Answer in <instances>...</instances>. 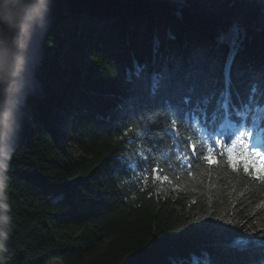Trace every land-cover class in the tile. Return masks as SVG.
Wrapping results in <instances>:
<instances>
[{
	"label": "trees",
	"instance_id": "1",
	"mask_svg": "<svg viewBox=\"0 0 264 264\" xmlns=\"http://www.w3.org/2000/svg\"><path fill=\"white\" fill-rule=\"evenodd\" d=\"M184 2L53 0L8 172L7 264H260L264 178L219 155L147 176L129 166L132 112L175 119L181 138L225 116L264 136V0Z\"/></svg>",
	"mask_w": 264,
	"mask_h": 264
},
{
	"label": "clouds",
	"instance_id": "2",
	"mask_svg": "<svg viewBox=\"0 0 264 264\" xmlns=\"http://www.w3.org/2000/svg\"><path fill=\"white\" fill-rule=\"evenodd\" d=\"M52 2L0 0V264H7L13 228L8 172L30 86V51L36 34L48 28Z\"/></svg>",
	"mask_w": 264,
	"mask_h": 264
},
{
	"label": "snow or ice",
	"instance_id": "3",
	"mask_svg": "<svg viewBox=\"0 0 264 264\" xmlns=\"http://www.w3.org/2000/svg\"><path fill=\"white\" fill-rule=\"evenodd\" d=\"M157 110H144L141 112H132L129 114V122L125 125V131L130 133L125 144L128 146V152L132 157V163L135 171L147 176V174L159 171L164 173L165 169H193L199 168L201 163L207 165H216L217 155L221 161H225L227 166L234 171H243L248 175H253L257 179L264 178V148H257L259 141L248 139L243 132L246 129H236L231 136H226L223 132H218L216 128L209 127L207 119L204 120L203 126L200 121H196V128L199 133H194L188 137H178L175 127L176 120L172 123L175 126L173 129H167L162 126L160 121L164 119L162 116L153 115ZM183 120L184 117L178 118ZM247 141L241 150L236 148V139ZM221 138L225 141H230L226 147L221 142ZM171 140L170 144L165 141ZM251 144L252 148H248ZM132 149H135L133 152ZM128 160V157H125ZM260 165L258 172L249 173V167L256 168ZM249 241H237V244L247 245ZM260 264H264V258L260 260Z\"/></svg>",
	"mask_w": 264,
	"mask_h": 264
},
{
	"label": "rangeland",
	"instance_id": "4",
	"mask_svg": "<svg viewBox=\"0 0 264 264\" xmlns=\"http://www.w3.org/2000/svg\"><path fill=\"white\" fill-rule=\"evenodd\" d=\"M174 3H178V2H174ZM248 108L249 107H245V110ZM255 111H256V114H258V113H260V115L264 114V111H262L260 109L259 110L256 109ZM71 118H72V114H66L64 112V113L55 115L53 119H55V121L57 122V125L59 127H61L62 129L67 131V130H69L68 128L70 127ZM224 131H226V128L224 129V127H223L222 132H224ZM243 135L248 137V139L253 140V143H255V141H259V144H257L256 147L262 146L260 148H264V137H263V133L261 131H258L254 136H252L250 131H245V132H243ZM58 137L62 140H65L67 138V136H65L63 133L58 134ZM235 139L237 142L235 146H236L238 151L241 150L243 145L247 144V141L240 140L239 137H235ZM248 148H252V145L249 144ZM129 166L131 168L136 167L134 163H131ZM157 184H158L159 190L162 191L163 193H166L169 190H173L172 188H170L166 184H164L162 182V179L159 177L157 178ZM47 264H62V262L59 259H53V260L49 261Z\"/></svg>",
	"mask_w": 264,
	"mask_h": 264
},
{
	"label": "water",
	"instance_id": "5",
	"mask_svg": "<svg viewBox=\"0 0 264 264\" xmlns=\"http://www.w3.org/2000/svg\"><path fill=\"white\" fill-rule=\"evenodd\" d=\"M170 1L178 2L179 4L185 3L184 0H180V1L170 0ZM43 33L36 34V36L34 37L32 46H31V51H30V63L28 65V77H29V84L34 87H37V80L35 77L34 67L37 65V59H38L39 52H40V43H41V38H42ZM70 124H71V121H70Z\"/></svg>",
	"mask_w": 264,
	"mask_h": 264
},
{
	"label": "bare ground",
	"instance_id": "6",
	"mask_svg": "<svg viewBox=\"0 0 264 264\" xmlns=\"http://www.w3.org/2000/svg\"><path fill=\"white\" fill-rule=\"evenodd\" d=\"M176 1H180V0H176Z\"/></svg>",
	"mask_w": 264,
	"mask_h": 264
}]
</instances>
